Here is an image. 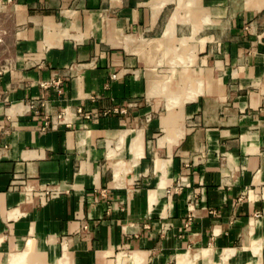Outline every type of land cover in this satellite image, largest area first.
<instances>
[{
	"label": "crops",
	"instance_id": "0c3cea01",
	"mask_svg": "<svg viewBox=\"0 0 264 264\" xmlns=\"http://www.w3.org/2000/svg\"><path fill=\"white\" fill-rule=\"evenodd\" d=\"M173 263L264 264V0H0V264Z\"/></svg>",
	"mask_w": 264,
	"mask_h": 264
},
{
	"label": "built area",
	"instance_id": "2783aa9c",
	"mask_svg": "<svg viewBox=\"0 0 264 264\" xmlns=\"http://www.w3.org/2000/svg\"><path fill=\"white\" fill-rule=\"evenodd\" d=\"M61 83L60 79L53 80V81H43L40 83L42 88H48L52 85H59ZM78 112L81 113L86 120H92L96 119L100 116V113L98 111H94L92 113H86L81 108L78 109ZM62 123L70 124V120L66 118V115L64 112L58 114L56 117H53L50 119L49 117H46L45 124L43 126V130L48 129L49 127H57Z\"/></svg>",
	"mask_w": 264,
	"mask_h": 264
},
{
	"label": "rangeland",
	"instance_id": "374dc122",
	"mask_svg": "<svg viewBox=\"0 0 264 264\" xmlns=\"http://www.w3.org/2000/svg\"><path fill=\"white\" fill-rule=\"evenodd\" d=\"M207 15H209L208 13H207ZM209 23V22H208ZM215 23V22H214ZM209 32H207V34H208ZM212 52V51H211ZM171 89L172 90H174V91H176V90H178L179 89V86H178V83H173V84H171ZM164 111V107H163V105L161 104L160 105V107H158L157 109H155V113L154 114H156L157 116H159L162 112ZM193 257V256H192ZM188 261V260H187ZM192 261V260H191ZM194 261V260H193ZM192 261V262H193ZM183 262V261H182ZM173 264H175V263H173Z\"/></svg>",
	"mask_w": 264,
	"mask_h": 264
},
{
	"label": "bare ground",
	"instance_id": "6f19581e",
	"mask_svg": "<svg viewBox=\"0 0 264 264\" xmlns=\"http://www.w3.org/2000/svg\"><path fill=\"white\" fill-rule=\"evenodd\" d=\"M189 259V258H188Z\"/></svg>",
	"mask_w": 264,
	"mask_h": 264
}]
</instances>
